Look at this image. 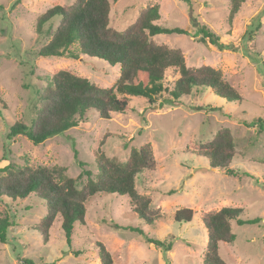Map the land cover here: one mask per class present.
<instances>
[{"label": "rangeland", "instance_id": "374dc122", "mask_svg": "<svg viewBox=\"0 0 264 264\" xmlns=\"http://www.w3.org/2000/svg\"><path fill=\"white\" fill-rule=\"evenodd\" d=\"M14 1L0 0V168L9 164L64 168L75 179L86 169L96 177L100 152L124 162L132 149L149 144L157 167L139 176L136 188L151 199L160 218L146 224L128 197L101 193L87 201L85 224L75 225L70 245L61 216L44 243L34 229L47 214L45 201L35 195L15 202L6 198L0 203V215L11 216L16 226L9 230L7 243H0V264H23L24 259L34 264H100L98 243L111 253L115 264H203L209 238L202 218L224 207L243 208L241 219L261 218V222L233 223L237 239L221 244L222 258L227 264H264V132L251 125L258 118L264 120V0L245 2L231 23L229 0H111V26L119 32L133 25L141 10L158 5L159 24L187 34H161L153 40L181 49L190 68L220 70L243 101L227 102L200 88L166 104L176 78L168 70L165 89L154 104L131 97L126 113H114L110 119L91 114L86 123L37 146L23 135L8 139V134L16 123L30 124L47 82L65 70L110 88L120 66L84 55L79 60L38 58L37 52L46 44L36 30L39 17L56 5L70 6L76 0H23L16 7ZM59 24L55 18L44 28ZM202 26L215 32L224 48L197 36ZM214 108L222 111L211 112ZM223 128L236 138L238 154L230 166L235 175L212 169L206 158L195 153ZM85 181L86 177L80 180ZM181 209L194 211L191 222L176 221ZM148 238L171 243L172 248L156 247Z\"/></svg>", "mask_w": 264, "mask_h": 264}, {"label": "trees", "instance_id": "16d2710c", "mask_svg": "<svg viewBox=\"0 0 264 264\" xmlns=\"http://www.w3.org/2000/svg\"><path fill=\"white\" fill-rule=\"evenodd\" d=\"M22 1L15 0L14 7ZM247 1L229 0L230 23ZM111 10V0H76L70 6L56 5L39 17L36 30L46 38V44L37 52L38 58L79 60L84 55L104 60L112 67L119 65L120 74L113 87L103 88L69 71L58 72L39 93L35 116L30 124L13 125L8 139L23 135L37 146L86 123L91 114H97L101 119H110L114 113H126L130 109L131 97L144 98L154 104L157 95L165 89L163 80L168 70H173L176 78L170 85L171 98L166 100V104L172 105L200 88L211 90L227 102L243 101L241 94L223 77L220 70L210 66L190 68L181 49L161 45L153 40L161 34H187L184 29H169L159 24L161 12L158 5H149L141 10L135 23L124 32L111 26ZM55 18H59L60 24L56 28L51 25L45 30L44 27ZM198 32L212 45L224 48L221 38L209 27L202 26ZM210 111L222 110L214 108ZM243 123L250 126L245 121ZM255 124L264 132V120L258 118L251 123ZM195 153L206 158L212 169L235 175L230 166L238 151L236 138L230 129L219 130L210 141L200 144ZM95 163L99 170L96 177H93L91 170L84 169L77 179L69 177L64 168L9 164L0 168V203L6 198L12 202L25 200L30 195L44 200L47 214L34 229L39 232L44 243H48L50 230L57 217L61 216L62 229L70 245L75 225L85 224L87 201L101 193L128 197L133 211L146 224H153L160 218L158 211L151 206V199L140 194L136 188L137 178L145 172L155 171L157 167L149 144L132 149L124 162L100 152ZM80 165L86 167L87 164L80 162ZM84 177L86 181L80 182ZM243 212V208L224 207L203 216L202 222L209 238L203 264H227L220 254V246L222 243L236 241L237 237L232 231L233 223L244 226L261 222V218L241 219ZM193 216L194 211L190 209H181L175 214L178 222L189 223ZM14 226L16 224L11 216L0 215V243H7L8 232ZM131 229L144 234L139 228ZM147 242L166 250L172 248L171 243L165 245L151 238ZM97 246L100 264H115L106 247L102 243ZM23 264L34 262L24 259Z\"/></svg>", "mask_w": 264, "mask_h": 264}, {"label": "water", "instance_id": "95a60500", "mask_svg": "<svg viewBox=\"0 0 264 264\" xmlns=\"http://www.w3.org/2000/svg\"><path fill=\"white\" fill-rule=\"evenodd\" d=\"M193 22L194 24H197V21L193 18ZM197 36L199 35V33L196 34Z\"/></svg>", "mask_w": 264, "mask_h": 264}]
</instances>
